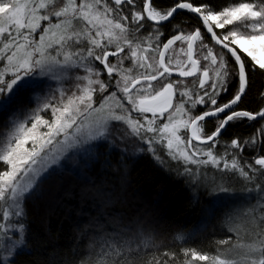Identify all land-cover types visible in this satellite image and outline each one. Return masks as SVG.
Returning a JSON list of instances; mask_svg holds the SVG:
<instances>
[{"label":"snow or ice","instance_id":"6c2138e0","mask_svg":"<svg viewBox=\"0 0 264 264\" xmlns=\"http://www.w3.org/2000/svg\"><path fill=\"white\" fill-rule=\"evenodd\" d=\"M257 73L264 0H0V264L32 253L28 202L58 170L102 205L75 229L74 264H264V106H247ZM138 155L181 177L228 234L213 254L170 251L141 217L104 211L116 190L90 174L126 175Z\"/></svg>","mask_w":264,"mask_h":264},{"label":"trees","instance_id":"16d2710c","mask_svg":"<svg viewBox=\"0 0 264 264\" xmlns=\"http://www.w3.org/2000/svg\"><path fill=\"white\" fill-rule=\"evenodd\" d=\"M262 92L264 75L257 73L248 94L250 110L264 106V100L259 98ZM243 131L244 134L248 132L247 129ZM113 158L118 159L119 154ZM126 163V175L123 170L101 171L99 168L90 174L96 185H103L106 191L116 190V202L104 211L109 215L123 211L126 216L141 217L159 232L170 251L179 252L183 246L213 254L214 241L226 239L228 234L216 220L205 221L201 205L195 202L194 194L184 180L148 155L126 159ZM232 203L226 201V205ZM101 207L92 184L72 171L58 170L41 184L28 202L32 253L19 255V264H74L83 255L71 251L76 243L75 229L88 223L90 216H97ZM100 223H105L103 216ZM204 224L207 226L202 227ZM178 231L192 233V242L177 244L172 237ZM85 243L86 240L80 242L81 246Z\"/></svg>","mask_w":264,"mask_h":264}]
</instances>
